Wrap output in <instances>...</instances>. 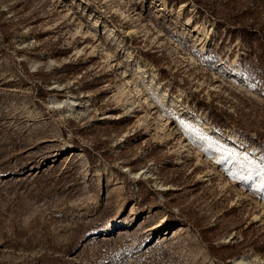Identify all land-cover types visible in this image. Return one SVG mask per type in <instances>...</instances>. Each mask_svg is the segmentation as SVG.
Instances as JSON below:
<instances>
[{
	"label": "rangeland",
	"instance_id": "1",
	"mask_svg": "<svg viewBox=\"0 0 264 264\" xmlns=\"http://www.w3.org/2000/svg\"><path fill=\"white\" fill-rule=\"evenodd\" d=\"M261 167L264 0H0V264H264Z\"/></svg>",
	"mask_w": 264,
	"mask_h": 264
},
{
	"label": "bare ground",
	"instance_id": "2",
	"mask_svg": "<svg viewBox=\"0 0 264 264\" xmlns=\"http://www.w3.org/2000/svg\"><path fill=\"white\" fill-rule=\"evenodd\" d=\"M86 33L88 32V30H86L85 31ZM139 68V67H138ZM127 87H128V90L130 91V93L132 94V95H136V94H138L139 93V90H138V87H137V84L136 83H134L129 77H128V79H127V85H126ZM152 95L154 96V93H152ZM160 95H166L165 94V92H161L160 91ZM159 97V96H158ZM158 97H155V98H157V99H159ZM164 97V96H163ZM162 98V97H161ZM144 100L147 102L148 100H147V97H144ZM160 100V99H159ZM163 101V100H162ZM161 102V101H160ZM147 104H150V103H147ZM155 108V107H154ZM156 109V113L158 114V116L159 117H163L162 116V114H161V112H160V110H159V108H155ZM234 262H235V264H250V260L247 258V257H245V256H240V257H238V258H236L235 260H234Z\"/></svg>",
	"mask_w": 264,
	"mask_h": 264
},
{
	"label": "snow or ice",
	"instance_id": "3",
	"mask_svg": "<svg viewBox=\"0 0 264 264\" xmlns=\"http://www.w3.org/2000/svg\"><path fill=\"white\" fill-rule=\"evenodd\" d=\"M181 123H182L183 126L187 127V125H184V122L183 121H181ZM260 172H261V174H264V167H261L260 168ZM230 175H233L235 178H239L241 180L251 179V176H247V177H245V176H239V177H236V174L235 173H230Z\"/></svg>",
	"mask_w": 264,
	"mask_h": 264
}]
</instances>
